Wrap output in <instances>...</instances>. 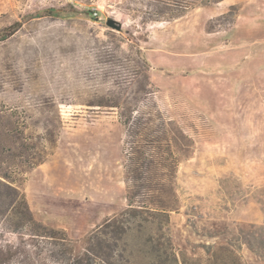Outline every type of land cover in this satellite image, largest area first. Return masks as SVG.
I'll return each mask as SVG.
<instances>
[{
	"label": "rangeland",
	"instance_id": "1",
	"mask_svg": "<svg viewBox=\"0 0 264 264\" xmlns=\"http://www.w3.org/2000/svg\"><path fill=\"white\" fill-rule=\"evenodd\" d=\"M147 4L0 0V31L20 24L0 39V106L22 113L35 142L58 135L20 191L35 221L68 239L30 226L0 183V264H70L72 248L127 208L120 110L96 106L123 100H141V112L157 106L193 142L168 177L179 264H264V0H225L162 22L149 21ZM70 6L74 14H44ZM130 35L150 64V94L139 93L145 78ZM124 242L116 263L162 264L154 230H132Z\"/></svg>",
	"mask_w": 264,
	"mask_h": 264
},
{
	"label": "trees",
	"instance_id": "2",
	"mask_svg": "<svg viewBox=\"0 0 264 264\" xmlns=\"http://www.w3.org/2000/svg\"><path fill=\"white\" fill-rule=\"evenodd\" d=\"M150 22L177 20L198 8H207L220 4L225 0H147ZM235 8L223 17H229ZM76 10L69 8H51L44 12L46 16L61 17L74 14ZM93 12L88 15L96 19ZM20 29L16 23L0 31V39L5 40ZM136 69L141 67L144 80L140 81V92L147 91L150 84L147 72L150 64L133 36L128 38ZM134 66V65H133ZM139 82V81H138ZM143 82V83H142ZM110 104L99 103L97 107H110L120 110V122L125 129V164L126 183L128 188V206L119 214L105 221L84 241L79 251L72 248L69 252L70 264H118L115 262L116 252L123 257L127 249L124 238L132 230L152 229L164 240L159 249L162 264H179L174 245L171 240L170 219L173 212L179 210L173 178L178 169L181 157H187L193 142L174 121L167 119L154 106L148 112H141V100H123ZM26 118L18 109L0 106V183L9 188L15 198L14 210L23 211L28 224L43 229L44 237L68 242L64 232L44 228L38 224L30 212L25 195L20 191V184L32 171L45 164L56 148L57 136L48 130L44 142H35L27 133ZM160 221L157 228L154 221ZM264 230V228H261ZM153 236H151L152 238Z\"/></svg>",
	"mask_w": 264,
	"mask_h": 264
},
{
	"label": "water",
	"instance_id": "3",
	"mask_svg": "<svg viewBox=\"0 0 264 264\" xmlns=\"http://www.w3.org/2000/svg\"><path fill=\"white\" fill-rule=\"evenodd\" d=\"M108 25H109L110 27H112V28L121 29V26H120V25H119V26H116V23H115V21H113V20L108 21Z\"/></svg>",
	"mask_w": 264,
	"mask_h": 264
}]
</instances>
